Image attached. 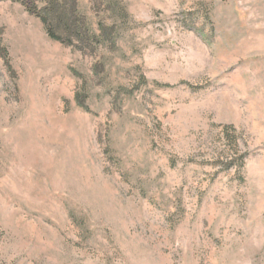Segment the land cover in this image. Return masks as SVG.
<instances>
[{
    "label": "rangeland",
    "instance_id": "obj_1",
    "mask_svg": "<svg viewBox=\"0 0 264 264\" xmlns=\"http://www.w3.org/2000/svg\"><path fill=\"white\" fill-rule=\"evenodd\" d=\"M75 2L0 1V264H264V0Z\"/></svg>",
    "mask_w": 264,
    "mask_h": 264
},
{
    "label": "trees",
    "instance_id": "obj_2",
    "mask_svg": "<svg viewBox=\"0 0 264 264\" xmlns=\"http://www.w3.org/2000/svg\"><path fill=\"white\" fill-rule=\"evenodd\" d=\"M20 3L25 10L36 16L43 24L48 37L64 45L72 44V39L84 44L87 42L78 17L75 16L76 2L71 0H0Z\"/></svg>",
    "mask_w": 264,
    "mask_h": 264
}]
</instances>
